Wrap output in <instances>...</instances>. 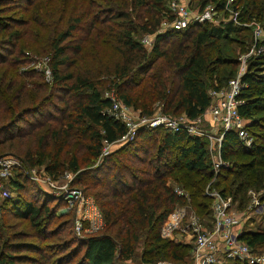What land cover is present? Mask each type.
<instances>
[{"label":"trees","instance_id":"1","mask_svg":"<svg viewBox=\"0 0 264 264\" xmlns=\"http://www.w3.org/2000/svg\"><path fill=\"white\" fill-rule=\"evenodd\" d=\"M11 1L0 0V18ZM166 1L103 0L105 6L100 8L95 5L93 11L103 9L110 21L106 23V20L91 13L88 31L98 22L106 24V34L114 33V45L122 55L121 61L117 60L113 65V71L120 79L116 84V93L126 104L140 108L141 113H151L148 100H142L144 102L140 104V94L134 96L131 91L140 85L152 64L161 59V70L168 75L161 78L158 74L148 73L143 87L148 86L149 93L163 100L162 111L181 112L188 118H194L211 103L205 75L215 70L219 82L234 75L235 69L227 72L226 67L234 66L235 60L226 61L221 56V42L242 26L232 20L217 24L192 21L183 28L156 34L157 24L167 14ZM225 1L199 0V5L203 7L210 2L216 10H224ZM242 1L245 0H233L232 4L239 8L238 19L248 20L253 16L262 21L264 30V5L259 0H251L250 7H247L241 4ZM12 23L0 22V64L4 66L0 69V118H8L0 123V131L11 129L14 120L24 113L35 116L36 121L29 122L26 133L33 136L35 148L25 150L21 156L24 164L28 167L42 164L54 178L65 167L76 172L80 167L77 154L70 151L68 159L63 158L69 143L84 142L87 153L95 157L102 152L105 142L113 143L125 133L126 127L106 111L111 101L102 96L90 76V70L87 67L80 70L77 53L81 44L72 43L68 29L57 32L50 41L46 63L50 84L63 91L60 96L62 106L57 108L61 116L56 115L55 124L50 120L41 121L44 117L42 104L33 107L25 104L38 97L37 102L42 103L39 92L45 83V80L27 81L30 70L20 65L29 61L28 52L25 53L28 49L18 47L17 53L11 55L1 52L9 46L12 51L22 34L18 25L20 22H15L16 25ZM146 33H153L154 36L148 50L138 38H134L136 34ZM255 45L262 49L247 59L241 76L244 85L238 94L242 101L237 107L240 116L249 119L245 126L254 140L245 147L235 129L224 131L219 152L228 165L220 166L214 181L219 185L217 189L221 194H231L233 198H239V202L245 198L246 188H257L264 181V114H259L264 108V36ZM244 47L241 50L248 48L247 45ZM33 71L42 77L41 71ZM135 74L140 76L136 78ZM175 82L176 87L170 91ZM254 126L259 131H254ZM256 138L260 141L257 142ZM121 143L104 156L111 171L102 181L105 189L98 202L104 227L78 237L74 234L71 220V237H76L79 249L76 244L69 247L67 240L61 244L58 241L42 242L48 237V232L55 234L54 229H46L47 220L42 209L46 212L50 208L46 203L41 204L43 198L36 200L33 194L30 198L5 196L11 201L8 212L26 220L28 231L7 234L0 245V264H124L127 260H134L138 247H141L139 259L143 263L155 264L163 259L182 260L189 253L190 244L162 237L160 227L177 205L189 203L198 215L211 213V196L204 192L207 181L214 175L207 138L190 134L184 128L171 130L139 126L133 139ZM240 151L249 155L248 158L238 157ZM114 153L118 157H125L124 154L128 153L129 157L146 165L134 166L133 172L127 165L116 163L118 158L114 157ZM16 176L12 185L14 188L20 190L25 187L24 182H29L35 186L39 196L48 200L52 196L25 175L18 173ZM75 176L76 179L82 178L79 171ZM168 178L187 190V195L178 194L172 184H167ZM31 235L40 241L31 243L24 240ZM240 238L258 251L256 246L264 242V229L242 231ZM81 249V255L72 262ZM234 262L252 264L237 258Z\"/></svg>","mask_w":264,"mask_h":264},{"label":"rangeland","instance_id":"2","mask_svg":"<svg viewBox=\"0 0 264 264\" xmlns=\"http://www.w3.org/2000/svg\"><path fill=\"white\" fill-rule=\"evenodd\" d=\"M259 2L264 5V0H259ZM96 3V4H94ZM167 3V1H166ZM9 8L3 13V16L0 18V22H10L12 24H15V22H20L18 25H20V29L22 31V34L20 38L17 40V45L15 47H12V51L10 46L6 49H1V52L11 55L17 53L18 47L22 46L28 50L25 51V53L28 52V57L30 58L29 61L22 63L20 67L26 68L29 71V75L27 78V81L30 80H45L44 88L40 90V98L42 100V103H38L39 97L35 99L33 102H26L25 104H31L33 106H38L42 104V113L43 118L41 121L45 120L52 122V124L56 123V115L61 116L60 111L57 109L62 106L61 101V94L63 91H61L58 87L51 85L49 81V76L46 74L45 69L48 68V65L46 64L49 60V55L47 52H49L50 49V41L52 38L56 35L57 32L63 31V30H70L71 32V41L73 44L78 43L81 44V49L77 53V56H80L78 61V66H80V70L86 68L90 70V76L95 81L96 87L99 89L102 96L106 97L110 94H113L116 96V84L120 82V79L116 76V73L113 71V65L114 63L119 60L121 61L122 55L119 50L114 45V33H107L106 34V24H99L98 22L94 23V27L88 31V25L89 21H91V13L98 16V18H101L102 20H106V23H108L110 20L106 19V16L108 15L106 11H103V9H98V11L94 12L95 5L100 6L102 8L105 6L103 0H13L9 3ZM213 5V3H207ZM233 1L231 4H228V7L232 6ZM241 4L247 5V7H250L251 0H245L242 1ZM204 7V6H203ZM203 7L199 5V0H191V9L195 12L197 9L200 11ZM229 9V8H228ZM229 11L224 10H217V13L215 14V19L217 22H222L223 20H226L229 16ZM167 15V14H166ZM165 17L163 16L156 27V34L157 33H163L168 30H171L173 28L168 27L167 24H165L162 20H164ZM222 20V21H221ZM216 22V23H217ZM258 24L260 27H262V21L254 18L253 16L249 17V19H238L237 24L242 26L239 30H237L235 33L230 34L227 40L221 42V49H222V55L225 57L226 61L230 59L235 60L234 66L226 67V71L228 72L230 69H235L236 74L240 61L243 56L247 55V52L250 51L251 48H253V53L256 54L258 51H261V47L258 49L254 43L255 38L253 36V25ZM17 24V23H16ZM15 24V25H16ZM72 25H74L73 28ZM164 29V30H163ZM166 29V30H165ZM96 33H98L96 35ZM144 35H148V39L150 43L153 39V33L151 34H136L134 35V38H138L140 42L146 47L148 50L150 47V43H146L142 40ZM264 36V33L260 36V39ZM249 37H251L249 39ZM69 40V39H67ZM248 46L247 49L244 51L241 50V48H245L244 46ZM27 46V47H26ZM11 51V53H9ZM30 52V53H29ZM40 52V53H39ZM249 54L247 57L251 55ZM247 58V59H248ZM247 59H246V66H247ZM162 66V60L158 59L155 63L152 64V67L150 70H148V73H154L158 74L159 77L164 78L166 75H168L167 72H163L161 70ZM4 68L3 64H0V69L2 70ZM32 68V69H31ZM264 68V67H263ZM33 70L41 71L42 77L39 76V74L35 73ZM148 73H145L146 75L143 76V80L137 87L132 89V93L134 96H136L137 93L140 95L139 102L140 104L146 100H148V106L151 109V113L147 116L148 118H151L153 116L159 115L160 113L165 114H171L174 116H182L183 114L181 112H169V111H162L164 102L161 98H157L156 94L149 93L148 86L145 88L143 87L144 83L148 80ZM233 75V76H234ZM140 74H135V77L138 78ZM232 77V76H231ZM228 77L226 80H223L221 82L216 79V73L215 70L209 71L205 77L204 80L207 84V91L209 92L212 88H220L225 86L226 82L228 81ZM170 79V78H169ZM160 83V82H159ZM169 85V81H168ZM177 83L175 82L171 87L173 89L176 87ZM119 97V96H117ZM109 99V98H108ZM119 100L123 103H125L120 97ZM144 100V101H142ZM38 103V104H37ZM126 104V103H125ZM128 105V104H126ZM129 108L132 110V113L134 116L135 113L141 112L140 108H136L132 105H128ZM206 114V113H205ZM259 114H264V108L259 112ZM207 115V114H206ZM16 116V115H15ZM184 116V115H183ZM6 117L1 116L0 123L5 122L7 119ZM13 118V116L11 117ZM51 118V119H50ZM244 122V127L246 128V124L248 123L249 119L242 117ZM207 119V118H206ZM36 121V117L33 115H30L29 113H24L17 119L16 121L10 125L11 129H6L3 131H0V156L5 154H12L19 159H21V156H23V153L27 148H35V140L31 134L27 133V128L29 127V122ZM203 123L207 122L205 120L202 121ZM13 127V128H12ZM156 127H164L165 126H156ZM132 137H129L126 140L133 139L136 135V130ZM153 128V127H150ZM212 131L215 133H218L220 131V128H211ZM248 131V129H246ZM254 131H259L257 127H253ZM249 134L252 136L251 132L248 131ZM9 136V138H8ZM255 136V135H254ZM118 139V138H117ZM254 140L252 136L251 142ZM256 141L259 142L260 139L256 138ZM123 141L115 140L113 143L108 145L109 152L114 150V148H117L118 146L122 145ZM249 146V145H248ZM245 146V147H248ZM49 148V147H47ZM105 148V147H104ZM102 146V150L104 149ZM209 149V148H208ZM75 152L79 158V169L75 172L71 170L70 168H63L62 171L59 172L57 177H52L51 179L56 181V197L53 198L52 193L44 191L48 195H52L49 197V200L46 199L43 196H39L38 192H36V188L32 183L24 182L25 187H21L19 190L17 187H13V181H15V178L17 177L16 174L21 173L22 175H25V177L29 178L32 182L37 183L35 180L30 178V173L26 172V169L33 168L37 171L38 174H49L45 171L44 166L41 165H33L31 167L24 166L19 170L18 168L14 169L13 177L9 178L7 180L6 185L8 189L12 193V199H15L19 196V198H30L32 194L34 195V198L37 200H41V204L46 203V206L50 208V212L46 210V212L43 211V217L46 218L47 222V230L54 229L55 234L51 235L48 232V237L46 239H43L42 242H56L58 241L59 244H61L64 240H67L68 246H78L77 249H79V243L75 240V238L71 235H73V230L71 227V220L73 221L74 217V211L73 208H66V199L64 198V188L60 185L65 183V186H76L80 188L83 192L84 196L90 197L92 200L95 201L97 206L99 207L98 202H100L101 192L105 189V186L103 184V180L109 174L111 171H109V163L106 162L104 159V156L107 154H100L95 157H90V155L87 153L84 142L80 144L79 142L75 143H69L67 147L64 150V157L67 158L69 156V153ZM216 151V147L214 149H209L210 154L214 153ZM238 153V157L240 156L241 159L248 158L249 155ZM120 155L119 157L115 155L114 157L118 158L116 163L127 165L131 171L135 172L134 166H145L146 164L134 159L133 157H129L128 153ZM128 155V156H127ZM66 159V160H67ZM22 161V159H21ZM23 162V161H22ZM24 163V162H23ZM113 169V168H112ZM80 172V175L82 178H77V172ZM218 172V171H217ZM217 172H214V175L210 177V179L207 181V184L210 188L216 189L219 188V185H216L214 182L216 180L215 174ZM139 174V172H137ZM40 176V175H39ZM79 180V181H78ZM75 182V183H74ZM27 183V184H26ZM172 184L174 187H179L181 190H183L185 195H187V190H185L183 187H181L175 180H172L171 178H168L167 184ZM38 184V183H37ZM78 184V185H76ZM39 185V184H38ZM81 186V187H80ZM264 194V181H262L261 185L257 188L254 187H248L245 190V198L239 202V198H233L232 195L226 194L228 198H230V209L235 213L236 215V222H235V230L239 231L240 233L245 230L249 229H264V198L262 197ZM62 195V196H61ZM11 199V198H10ZM0 204V245L2 244V241L5 237H7V234L9 232H16L19 233V231H28L26 220L20 219L18 217L12 216L11 212H8V207L11 204L9 199L2 198ZM40 203V202H39ZM185 211L187 215H194L197 216L199 222L205 226L206 228H210L212 226V214H201L198 215L195 213L193 208L189 203H186L184 205ZM50 213V214H49ZM49 214V215H48ZM43 220V219H42ZM45 223V222H44ZM44 225L43 228L46 226ZM105 224L100 228L102 229ZM99 229V230H100ZM97 230V231H99ZM96 231V232H97ZM75 232V231H74ZM179 232V231H176ZM78 237H82L74 233ZM186 239H184L185 243L190 244V250L189 253L182 259V260H172V259H163V260H157L155 264H195V260L192 256V246H193V240L191 238V235L189 233H184ZM25 241L35 243L36 241H40L37 237L28 236L25 237ZM257 247V250L264 254V242ZM141 247H138L136 249L137 255L134 258L133 261L127 260L124 262V264H147L143 263L139 259V253H140ZM81 251L77 252L75 256L72 259V262L77 260L79 255H81ZM225 260L224 258H220L221 262L220 264H234V259ZM236 264V263H235Z\"/></svg>","mask_w":264,"mask_h":264},{"label":"built area","instance_id":"3","mask_svg":"<svg viewBox=\"0 0 264 264\" xmlns=\"http://www.w3.org/2000/svg\"><path fill=\"white\" fill-rule=\"evenodd\" d=\"M232 1H225L224 9L230 13L226 20H232L237 23L239 8L228 7V4H231ZM166 11L167 15L164 16L165 19L162 21L170 28H183L192 21H209L213 24L220 22V20L217 22L215 19L217 10L211 4H206L200 11L197 9L194 12L191 9V0H167ZM263 33V28L255 23L253 25L254 43L260 39ZM147 36L144 35L142 40L150 43ZM253 52V48H251L247 55L242 57L236 74L228 79L225 86L209 90L210 105L204 112L194 118H188L184 114V116L176 117L169 113H160L148 118L147 116L151 115L141 112L135 113L136 115L134 116L132 111H130L132 108L130 109L128 105L121 102L117 94L116 96L113 94L108 95L107 98L111 101V105L106 108V111L122 121L126 127L125 133L119 136L117 140L126 141V139L134 135L136 127L139 126L156 127L163 125L171 130L184 128L190 134L207 138L209 149L216 147V151L210 154L214 172H217L220 166L228 165V162L221 158L219 152L224 131L230 128L235 129L239 139L245 146L250 145L252 140V136L244 127L243 118L240 116L237 107L242 101L238 94L244 85L241 81V76L246 69L245 62L248 58L247 56ZM45 72L50 76V71L47 68ZM205 113L209 116V121L211 120L212 122L204 118ZM203 120L207 124L203 123ZM217 127L220 128L218 133L212 131L211 128ZM110 144L104 143L103 148H105L102 150V154L105 155L109 152L107 148ZM24 166L25 164L21 159L12 154L0 156V201L5 196L12 195L6 182L13 177L14 169L18 168L21 170ZM26 172L30 173V178L35 180L44 191L54 193L53 195L56 196V187L58 186H56V181L51 179L50 175L38 174L33 168L26 169ZM60 186L64 188L65 192L63 194L66 199L65 207L73 208L74 211L73 229L75 233L83 236L86 233H93L99 230L103 226L104 220L102 212L95 201L90 197L84 196L82 190L76 186H65V183ZM174 190L178 194L185 193L178 186L174 187ZM204 192L211 196L213 223L210 228L203 226L197 216L187 215L184 208L185 204H182L177 205L168 214L166 222L160 227V235L176 242H185L184 233H189L193 240L192 256L195 264L220 263V258L225 260L237 258L252 264H264V254L247 244L240 238L241 233L235 230L236 215L230 209V198L221 194L218 190L210 188L208 185H206Z\"/></svg>","mask_w":264,"mask_h":264},{"label":"crops","instance_id":"4","mask_svg":"<svg viewBox=\"0 0 264 264\" xmlns=\"http://www.w3.org/2000/svg\"><path fill=\"white\" fill-rule=\"evenodd\" d=\"M204 118H207L208 121H209V119H210L209 116H207V115H205V114H204ZM209 122H212V121L210 120Z\"/></svg>","mask_w":264,"mask_h":264}]
</instances>
